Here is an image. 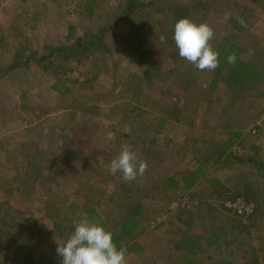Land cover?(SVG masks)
Listing matches in <instances>:
<instances>
[{"label":"rangeland","instance_id":"1","mask_svg":"<svg viewBox=\"0 0 264 264\" xmlns=\"http://www.w3.org/2000/svg\"><path fill=\"white\" fill-rule=\"evenodd\" d=\"M88 1L0 0V264H61L56 239L81 213L114 233L128 264H264V70L243 94L227 62L223 76L197 70L169 10L209 5L197 22L213 26V47L264 67V0H139L133 31L119 20L128 0ZM85 34L99 46L52 55ZM18 57L28 65L3 75ZM125 142L148 163L131 182L109 171ZM249 190L259 197L234 198Z\"/></svg>","mask_w":264,"mask_h":264},{"label":"clouds","instance_id":"2","mask_svg":"<svg viewBox=\"0 0 264 264\" xmlns=\"http://www.w3.org/2000/svg\"><path fill=\"white\" fill-rule=\"evenodd\" d=\"M214 36L215 30L207 21L197 22L185 16L175 24L174 41L179 56L199 71H214L220 65L219 52L212 44ZM235 61L236 54H229L227 63L235 64ZM147 168V161L139 156L132 144L125 142L112 159L109 171L113 175L119 172L125 182H131L142 176ZM56 243L61 264H128L127 249L118 246L114 233L91 220L87 213H81L66 240L56 239Z\"/></svg>","mask_w":264,"mask_h":264},{"label":"trees","instance_id":"3","mask_svg":"<svg viewBox=\"0 0 264 264\" xmlns=\"http://www.w3.org/2000/svg\"><path fill=\"white\" fill-rule=\"evenodd\" d=\"M82 1H84V0H82ZM86 1V3L88 4V0H85ZM200 4V3H199ZM141 6V4H139V0H128V3H126L125 4V6H124V12H125V14L122 16V17H120L119 18V20L121 21V22H128V23H130V26H131V31H133L134 29H135V24L133 23V21L130 19V14L131 13H133V12H136L137 11V9L139 8ZM208 6L209 5H198L197 4V7H194V8H192V10L195 12V14L194 13H191L190 11H189V14L187 13V11L189 10L188 8H186L185 6H180V3H178L177 1H174V2H170V4H169V10L171 11V13L174 15V16H176L175 17V22L176 21H178L180 18H183V17H185V16H187V17H190V18H192L193 20H195V21H197L198 20V18H197V12H200L201 10H205L206 12L209 10L210 11V9H208ZM206 12L204 13V16L206 15ZM179 14H180V17H179ZM244 17V14H242V12L240 13V15L237 17L238 19L240 18H243ZM120 21H116V23L113 25V27H115V25L118 23V22H120ZM243 22V21H242ZM73 29H74V27H72V26H70L69 27V32H68V34H67V36H65V38L66 39H71L72 38V35H73ZM174 29V28H173ZM105 29H102V31H104ZM1 31L3 32V29L1 28ZM7 37H9L8 35H7ZM98 37L99 38H101V32L98 34ZM102 39V38H101ZM233 42V41H232ZM231 42V43H232ZM87 43H89V44H95V45H98V43L97 42H93V41H90L89 40V36L87 35V34H85V35H83V36H81V37H78V38H76V40H75V42H73V43H71V44H69V45H60V46H56L55 48H54V51L52 52L53 54V56L55 55V53L56 54H62L63 55V58L65 59V60H70V59H74L75 58V55L77 56V54H78V52L79 51H81V48L82 47H84V46H88L87 45ZM101 43V42H100ZM105 44V43H104ZM176 45V44H175ZM99 46V45H98ZM233 46H234V44H233ZM222 49H228V51H229V53H232V49H235V48H222ZM133 52L135 53V55L137 56L136 58H137V64H139L140 66H141V71H142V75L140 76V77H142L143 79H147V80H153V78L156 76V74H155V70L153 69V66L151 65V66H145L144 65V60H145V56L143 55V53H142V50H140V49H133ZM69 53V54H68ZM79 55H80V53H79ZM226 55V56H225ZM236 55H238L237 53H236ZM227 54L226 53H219V59H220V67L218 68V70L217 69H215V71L217 70V71H219V73H221V75L223 76V75H225V74H222L223 73V71H225L226 70V68H227V64H226V62H227ZM20 58L21 57H18L17 58V60H16V62H15V64H13V65H11V66H9L7 69H6V71L3 73V75L4 74H6V73H9L10 71H12V70H14V69H16V68H21V67H24L25 65H28V63H29V58L30 57H28L24 62H22L21 60H20ZM42 58L43 59H46V58H44V56H42ZM135 62H136V60H135ZM260 66H261V68H260ZM223 67H225L224 69H223ZM237 67L239 68V69H237ZM264 70V67L262 66V65H258V66H256L255 64H253V63H246V64H244L243 65V63H240V62H238V61H235V64H230L229 65V67L227 68V70H228V72H229V75L228 76H231V77H233V80L231 79V78H229L228 77V79L229 80H231V81H233L234 83L235 82H239V83H242V84H240L239 86H238V89L236 90L237 92H240L241 94H243V92L244 91H240V90H242V88H243V85L245 84V83H247V82H249V83H251L252 81H255V76L257 75V73H259L260 74V70ZM240 71V73L238 74V76H236L235 75V72L237 73V72H239ZM1 77V76H0ZM57 79H59V80H62V78L60 77V76H58V78ZM72 81V79H70V78H65V81ZM249 85V84H248ZM60 99H62V98H60ZM59 99V101H61ZM46 120V119H45ZM47 120H48V118H47ZM43 123H45V122H42V124ZM42 124H34L33 126H32V128H35V127H40L39 125H42ZM46 134H47V132H46ZM66 134H67V132H66ZM64 136H65V134H64ZM66 137V136H65ZM3 139H0V141H2ZM25 143V142H24ZM1 145H5V142L4 143H2V144H0V146ZM25 146H26V143H25ZM94 148V147H93ZM98 154H99V151H97L96 152V155L98 156ZM104 154H106V150L104 151ZM225 154H227V152H225V151H222V152H219L218 153V155H217V157H216V159L217 160H220ZM84 156L86 157V155L84 154ZM92 156V152L89 154V155H87V158L88 157H91ZM111 158H107V160H110ZM250 162H255L256 161V159L255 158H253V157H251V158H249L248 159ZM259 162H261V161H259ZM257 164H258V162H257ZM260 165H261V167L259 168L260 170H262V167H264V163H260ZM191 180V179H190ZM190 185V184H189ZM190 195H195L196 193H194V192H191V193H189ZM240 195H246V197H248V199L249 200H255V199H257L259 196V193H257V192H252L251 190H249V193H246L245 191L244 192H242V193H238V195H236V197H234V198H237V197H240ZM182 197V196H181ZM180 197V198H181ZM186 198H188V197H190V196H185ZM189 199V198H188ZM213 209H214V207H212ZM258 215V209H256L255 210V213L253 214V216H252V219L253 220H255L256 219V216ZM27 223L29 224V225H33V224H36L37 223V220H35V221H30L29 220V222L27 221ZM128 223V222H127ZM124 224V223H123ZM56 225V228H60L61 226H60V223H58V224H55ZM127 227V226H126ZM126 227H124V225H123V230H124V232H125V234H128V230H127V228ZM114 240H116L115 238H114ZM179 244L180 245H187V241L186 242H179ZM251 257V256H250ZM188 258H186V260L182 263V264H191L190 263V261L189 260H187ZM197 259L199 260V258L197 257ZM251 259H253V258H251ZM249 260H250V258H249ZM200 261V260H199ZM200 264H203L202 262H200Z\"/></svg>","mask_w":264,"mask_h":264},{"label":"built area","instance_id":"4","mask_svg":"<svg viewBox=\"0 0 264 264\" xmlns=\"http://www.w3.org/2000/svg\"><path fill=\"white\" fill-rule=\"evenodd\" d=\"M180 201H181V199H178L177 201H174L173 203H175L176 204V206L180 203ZM234 205V204H233ZM232 205V206H233ZM239 205V207H242L244 204H242V201L240 200V201H238L236 204H235V206H238ZM244 209V208H243ZM241 210V209H240ZM242 212V211H241ZM247 213H250L251 212V208L249 207V208H247V211H246Z\"/></svg>","mask_w":264,"mask_h":264}]
</instances>
